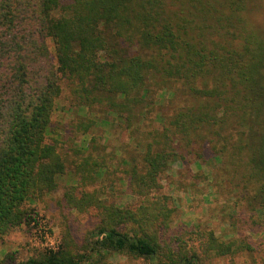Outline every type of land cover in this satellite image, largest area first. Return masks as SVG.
<instances>
[{
	"label": "trees",
	"instance_id": "trees-1",
	"mask_svg": "<svg viewBox=\"0 0 264 264\" xmlns=\"http://www.w3.org/2000/svg\"><path fill=\"white\" fill-rule=\"evenodd\" d=\"M251 2L0 0V237L30 224L25 202L57 190L66 173L58 143L49 138L66 89L78 107L100 105L125 114L130 124L141 121L155 88L176 83V97L187 104L160 128L141 132L140 153L132 156L129 181L138 207L104 205L92 195L78 200L71 191L67 205L81 212L98 203L102 225L92 249L150 264H203L201 252H251L246 239L224 241L210 231L200 233L199 245L190 232L165 250L147 233L169 229L174 212L168 197H153L160 176L175 161L197 155L198 147L223 165L250 209L264 214V36L249 22ZM93 126L79 127L87 133ZM66 247L20 264H83L86 257Z\"/></svg>",
	"mask_w": 264,
	"mask_h": 264
},
{
	"label": "rangeland",
	"instance_id": "rangeland-1",
	"mask_svg": "<svg viewBox=\"0 0 264 264\" xmlns=\"http://www.w3.org/2000/svg\"><path fill=\"white\" fill-rule=\"evenodd\" d=\"M249 22L264 36V0H252ZM48 46L55 57L51 39ZM178 87L181 85L162 83L155 88L152 101L148 99L141 109V121L136 118L130 124L125 114L120 118L100 105L78 107L66 89L49 136L51 142L58 143L67 164L66 173L58 178L57 190L38 192L25 202L23 211L32 216L30 224L25 222L0 237V264H20L64 246L84 255L83 264H150L134 256L92 249L98 239L94 232L102 225V217L95 209L98 203L88 202L80 212L68 207L65 196L71 191L78 200L92 195L104 205L138 207L141 200L132 193L129 181L132 156L140 153L137 145L141 132L160 128L164 117L187 104L186 97L183 103L176 97L181 93ZM89 121L94 126L83 133L79 126ZM197 152L198 157L194 152L185 160H177L160 176L161 188L153 192V197H168L174 212L169 229L149 227L147 233L158 236L165 250L174 238L190 232H196L198 245L203 231L213 232L224 241L246 239L253 245L248 254L215 257L201 252L203 264H264V214L250 209L244 195L232 189L219 161L210 160L199 147Z\"/></svg>",
	"mask_w": 264,
	"mask_h": 264
}]
</instances>
